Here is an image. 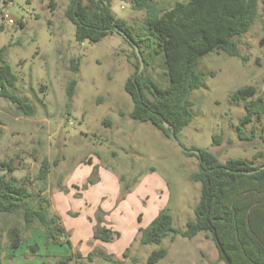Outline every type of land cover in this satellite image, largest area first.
Segmentation results:
<instances>
[{
  "label": "rangeland",
  "instance_id": "obj_1",
  "mask_svg": "<svg viewBox=\"0 0 264 264\" xmlns=\"http://www.w3.org/2000/svg\"><path fill=\"white\" fill-rule=\"evenodd\" d=\"M7 1L11 5L6 6L3 13L13 19L14 24H8L0 16L4 25L0 49L6 47L4 62L17 77L11 91L31 103L35 114L25 117L13 104L0 98V170L3 169L1 163L12 162L15 178L32 193L26 205L32 209L42 206L50 216L60 213L58 217L65 232L62 241L67 239L68 243L45 246L43 230L36 224L26 229L22 213L0 214V264H61L69 255L73 259L65 264H110L101 256L126 244L128 237L116 245L94 246L93 240H82L87 235L86 221L94 223V214L99 210L107 224L105 218L115 206L138 197L139 190L145 186L144 192L149 196L143 199L146 207L156 200L159 205V199L155 200L154 195L148 193L158 178L165 186L163 192L169 194L165 208L172 216L173 227L183 231L186 222L194 218L193 210L199 199L200 184L189 179L197 171L198 162L195 157H186L151 124L128 117L132 103L124 92V83L135 72L132 47L117 33L98 43L76 42L74 25L64 18L68 0H53V11L49 8L50 0ZM149 1L165 11L176 2L187 0ZM134 5V0H111V11L133 29L135 37L143 33L151 40L143 30L145 10H135ZM18 22H22L23 27ZM263 37L264 17L259 16L248 33L236 38L240 55L246 60L221 52L200 60L198 69L204 73L203 84L190 94L193 119L177 137L181 148L205 150L221 162L242 159L259 163V160L253 161V156L264 153V144L259 139L260 124L254 120L242 126L244 135L253 138L240 139L238 122L245 115L244 103L232 102L230 95L248 86L262 95L264 47L259 41ZM150 40L146 44H150ZM147 55L149 65L145 74L160 87H166L168 78L159 47L152 44V51ZM72 60L79 63L76 73L71 70ZM144 69L143 66L142 71ZM72 80L76 81V86L72 98L68 99L66 86ZM214 136L221 138L219 144L214 143ZM44 158L50 164L57 159L58 164L51 167L46 180L39 181L38 168ZM87 159L93 162L89 165L91 173L96 168L97 179L98 172L106 167L118 180L123 177V183L119 182L120 191L122 185L129 186V191L120 199L119 192L114 202V193L104 179L101 185L95 186L97 181L85 189L81 184L77 190L76 186H71L69 195L64 191V183L81 178L83 169L74 173L75 167ZM58 184L64 189L60 190ZM86 190L90 199L105 195L103 205L94 207L95 203L89 200L95 211L81 201L80 194ZM144 225L143 222L142 227ZM13 231L19 239L16 250L10 247ZM33 247L36 250L32 253ZM161 248L167 250V256L156 264H223L217 261L216 249L203 233L191 240L178 235L166 237L160 245H140L134 239L128 256L136 257L138 263L143 264L152 251ZM89 252H93L90 260L86 259Z\"/></svg>",
  "mask_w": 264,
  "mask_h": 264
},
{
  "label": "trees",
  "instance_id": "obj_2",
  "mask_svg": "<svg viewBox=\"0 0 264 264\" xmlns=\"http://www.w3.org/2000/svg\"><path fill=\"white\" fill-rule=\"evenodd\" d=\"M49 8L53 11L55 4L50 0ZM135 10H145L143 30L151 40L141 33L138 37L124 21L117 19L111 11V0H68L64 18L75 27L76 42L88 41L98 43L106 36L117 33L123 40L124 33L136 45L142 57L145 69L139 73V62L133 49L136 61L135 72L124 83V92L129 96L132 110L128 114L131 120L149 123L164 137L171 140V131L165 129L166 122L172 127L177 139L180 132L193 119L190 94L203 84L204 73L198 69L201 59L211 53H224L228 57L242 58L236 38L248 33L255 20L264 17V0H187L176 2L168 10L158 9L149 0H134ZM8 4L4 0L0 16ZM1 5V3H0ZM23 27L22 22H18ZM4 25L0 22V33ZM150 40V44H146ZM152 44L159 47L162 55L168 85L160 87L150 75L145 74L148 67L147 54L152 51ZM259 44L264 47V37ZM145 48L148 49L147 52ZM6 47L0 49V98L13 104L23 116L33 117L34 107L23 101L11 89L17 77L4 62ZM246 60V58H242ZM78 61H71V70L78 71ZM76 81L66 86V96L71 99ZM232 102H243L245 115L238 122V137L250 141L253 136L244 135L242 126L254 120L260 124L259 139L264 144V91L258 95L257 89L251 86L239 89L230 95ZM106 126L109 122H105ZM213 141L219 144L221 138L214 136ZM196 156L183 152L186 157L197 159V171L190 175V181L200 184L199 199L193 214L194 218L185 224L183 231L175 230L173 219L167 208L160 210L151 223L138 230L136 239L140 245H160L166 237L180 236L191 240L198 234L210 238L217 252V261L223 264H264V153H256L252 164L242 159H228L221 162L205 150ZM90 164V161L87 162ZM58 160L52 164L43 159L39 165L37 179L44 181L51 167H56ZM0 170V214L14 215L22 213L26 229L33 225L43 230L45 246H62L68 240L65 236L60 218L40 206L32 209L26 205L32 193L13 176L15 167L12 162L1 163ZM97 170L93 168L91 176L82 184L87 186L97 183ZM123 183V177H119ZM58 188H64L58 184ZM77 189V187H76ZM66 191V189H64ZM129 191V186L122 185L119 199ZM92 239L101 243H111L120 238V234L106 227L101 211L94 214ZM139 220V218H138ZM11 249L19 246L17 234L11 232ZM36 248H31L35 252ZM129 249L123 254V260L112 255H102L101 259L110 264H139L136 257L129 258ZM80 258V255H77ZM93 252L86 259L90 260ZM167 256L166 249L152 251L143 264H156ZM72 255L64 258L71 261ZM65 264L64 262H60ZM214 264V263H213Z\"/></svg>",
  "mask_w": 264,
  "mask_h": 264
},
{
  "label": "crops",
  "instance_id": "obj_3",
  "mask_svg": "<svg viewBox=\"0 0 264 264\" xmlns=\"http://www.w3.org/2000/svg\"><path fill=\"white\" fill-rule=\"evenodd\" d=\"M31 1H33V0H31ZM67 3H68V1H65L66 5H67ZM88 161L92 162L91 159H89V160L87 159L85 162H81L78 166L75 167L74 173L78 169H81V170L83 169V171L81 172V175H80L81 178L79 180L72 181V179H69L67 181V183L66 182L64 183L66 186L65 189H66L68 194L70 192L69 187H71V186L72 187H74V186L79 187L80 184L82 185L87 180V177L91 173L90 167H92L87 163ZM92 164H93V162H92ZM87 165H89V167ZM102 170H103V168H101V171ZM107 170L108 169L106 167L103 170L104 174H102V175L104 176V178L101 175V171L98 172V183L95 186L101 185L105 179V182L110 185L111 190L114 193L113 194V201L116 202L117 197H118L119 192H120V185H119L118 176L117 177L113 176ZM155 182L156 183L153 185L154 187L148 193L153 194L155 197V200L159 199V202H158L159 205L156 203L157 202V200H156L155 202L151 203L152 206L146 207V201H143V199L145 200L149 196L146 192H144V190H146V188H147L145 186L144 189L139 190L138 197L137 196L135 198L133 197V199H131L130 201L127 200L125 203L121 202L118 206L116 205L115 206L116 208L113 210V212L111 214H109L108 217L105 218V220L107 222L106 227L110 228L112 231L118 232L120 234L119 239H117L111 243H101L99 241H94L92 239L94 223H92L88 220V222L86 221L88 227L85 228V229H87V235L85 237H83L82 240L84 242H88L89 240H91V241L93 240L94 246L100 245V244L112 246V245L118 244L124 237H128L126 244H124L122 246H118L115 250L110 249L108 252L106 251L107 253L105 252L106 255H112L115 257V259L122 261L123 260V258H122L123 252L127 248L130 247V244L132 243V241L134 239L138 238V230L140 228H145L146 224H150L151 221L157 216L158 212L160 210H162L163 208H165L166 204L168 203L169 194H168V191L163 192V189H165L163 182L159 178L157 180H155ZM90 189H91V187H90ZM137 190L138 189H136V191ZM76 193L79 194V190ZM81 193L82 194H80V197H81V201L83 202V205L85 204L86 205L85 207L90 206L92 208V211L94 210L93 208L96 207L98 204H101V205L104 204V196H105L104 194H100V195H98V197L96 196L95 198L90 199V197L87 195V190L83 191ZM127 197L129 198L130 196L128 195ZM89 200L91 202L95 203L93 205L94 207L89 205ZM108 210L109 209H107V211ZM91 213L94 214V212H91ZM90 215H88V216L90 217ZM58 216L61 217L60 213L58 214ZM138 218H139V220H138ZM145 218H147V220ZM143 222L145 223L144 227H142ZM77 241H79V240H77Z\"/></svg>",
  "mask_w": 264,
  "mask_h": 264
},
{
  "label": "water",
  "instance_id": "obj_4",
  "mask_svg": "<svg viewBox=\"0 0 264 264\" xmlns=\"http://www.w3.org/2000/svg\"><path fill=\"white\" fill-rule=\"evenodd\" d=\"M3 2H4V0H0V3H1L0 8L3 7ZM122 36H123L124 38H126V40H127V41L131 44V46L134 48V51H135V53H136V56H137V58H138V62H139V65H140V66H139V73H141V72H142V69H143V66H144V63H143V61H142V57H141V55H140V53H139L138 48H137L136 45L130 40V38H128L124 33H122ZM163 126H164L165 129H169V130L171 131V140H172V141H173V142H174V143H175V144L181 149L182 152L192 153V154H194V155H196V156L199 155V151H197V150H184L183 148H181V147L179 146V143H178L176 137H175V134H174V131H173L172 127L169 126L166 122L163 123ZM13 176H14V177H17L16 172L13 173Z\"/></svg>",
  "mask_w": 264,
  "mask_h": 264
},
{
  "label": "built area",
  "instance_id": "obj_5",
  "mask_svg": "<svg viewBox=\"0 0 264 264\" xmlns=\"http://www.w3.org/2000/svg\"><path fill=\"white\" fill-rule=\"evenodd\" d=\"M11 3L7 4V6H10ZM2 18L7 21L8 24H14V20L9 18L7 15H5L4 13H2Z\"/></svg>",
  "mask_w": 264,
  "mask_h": 264
}]
</instances>
